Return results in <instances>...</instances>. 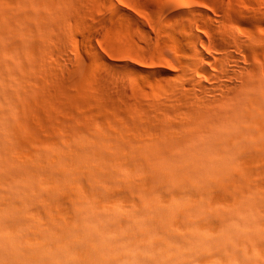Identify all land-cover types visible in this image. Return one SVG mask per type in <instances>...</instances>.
Here are the masks:
<instances>
[{
  "label": "clouds",
  "instance_id": "9594fccd",
  "mask_svg": "<svg viewBox=\"0 0 264 264\" xmlns=\"http://www.w3.org/2000/svg\"><path fill=\"white\" fill-rule=\"evenodd\" d=\"M239 35L237 82L141 106L80 60L50 86L0 32V264H264V59Z\"/></svg>",
  "mask_w": 264,
  "mask_h": 264
},
{
  "label": "bare ground",
  "instance_id": "6f19581e",
  "mask_svg": "<svg viewBox=\"0 0 264 264\" xmlns=\"http://www.w3.org/2000/svg\"><path fill=\"white\" fill-rule=\"evenodd\" d=\"M206 1L208 2V0ZM68 2L69 0H53L50 6L48 0H18L20 5L18 11L0 16V32L4 35L23 33L26 29L27 46L31 47L41 58L47 69L46 80L53 87L59 77L55 68L56 71L66 69L67 62H73V54L76 56L75 52L78 49L75 37L72 42L74 47L67 44L63 37L65 31L72 30L73 25L71 24L74 17L81 21L77 0H74L71 9L61 7ZM29 3H31V7L28 6ZM106 3L111 16L114 15V12L116 14L125 11L120 6L122 4L129 7L134 6L131 4V0H117L116 2L108 0ZM233 11L241 16L242 21L253 22L257 25L258 31L251 29V27L241 26L238 20L230 16ZM125 16L131 20L130 23H127L129 28L140 35L146 47H152L153 41L151 39L154 37L160 40L163 36L162 38L166 41L164 42L168 43L167 47H170L174 54L167 61L175 72H153L154 78L152 76L151 78L155 80H152L151 84L143 85V83L139 84L137 78H134L129 67L125 69L123 67L128 78L122 70V72H119V69H117L119 71L113 70L112 67L115 65L111 66L109 60L107 61L99 53L96 48L97 45L89 44V51L93 57V66L89 71L100 72L99 68L102 66V68H107V72L108 68L110 69L108 74L112 73L107 76L108 74L105 75L100 72L105 76L103 77L105 82L118 81L121 86L124 85V80H128L129 85L138 82L136 87L132 89L133 97L138 98V100L134 99L137 105H150L153 101L168 95L170 90H174L176 86L186 88L189 93L199 94L218 90V84L237 82V67L245 62L244 56L240 52V32L253 35L257 41L256 43L241 41V49L244 55H247L249 59L254 56L264 59V41L260 37L261 31L264 30V0H218V2H209L206 7L202 8L196 6L195 0H174L173 3L167 5L166 11L160 14L156 20L143 15L144 24L133 18L132 15L126 14ZM93 35L91 36L93 37ZM95 37L102 43L100 33L94 35ZM114 40L119 45V39ZM78 53L80 52L78 51ZM118 53L132 56V52L125 48H120ZM177 69H181V71L178 72ZM111 70L112 72H110ZM51 114L54 116L53 113ZM212 210L209 202L208 211L211 212Z\"/></svg>",
  "mask_w": 264,
  "mask_h": 264
},
{
  "label": "rangeland",
  "instance_id": "374dc122",
  "mask_svg": "<svg viewBox=\"0 0 264 264\" xmlns=\"http://www.w3.org/2000/svg\"><path fill=\"white\" fill-rule=\"evenodd\" d=\"M113 1L116 2L117 0H113ZM131 1H132L131 4L134 5L133 7H129L125 4L120 5L125 10L123 11L125 12L124 14L125 15L128 14V16L132 15L133 18H136L137 20H139L141 23L144 24V21L142 18L143 15L148 18L156 20L160 14L166 11L167 5L173 3L174 0H131ZM195 1H196V6L201 7V8L204 6L206 7L209 2H212V3L216 1L218 2V0H213V1L208 0V2L206 0H195ZM106 2H108V0H77V7L80 13L79 18H81L80 19L81 21H79L78 18L74 17V19H72V24H71L73 25L72 29L75 30L74 37L77 40L76 43L78 47L77 52H75L76 56H74L73 54V59H74L73 62L75 60L77 61L80 57L79 60L83 61V65L86 68V70L88 71L91 70L93 66L92 64L93 57H92L91 52L89 51V44H93L94 46L97 45L96 48L99 50V53L102 54V56L105 59H107V61L109 60L108 62L111 64V66L115 65L114 67H112L113 70L115 69L116 71L117 69H119L120 71L119 70L117 71L119 72L123 71V73H125L127 75L126 77L128 78V74L125 72L126 70H123V67L124 69L129 67V70L134 74V78H137V81L139 82V84L143 83L144 85L150 82L152 83L155 80L153 79L154 78L153 72H156V73L159 71L160 72L162 71L175 72L173 70V67L171 68L168 67V65L170 64L168 63L167 59H171V57H173L174 54L170 50V47H167L168 43L167 44L165 43L166 41L164 38H162L163 36L161 35L162 39L160 38L161 41L164 39L162 42L159 39L154 37L153 39H151L153 41V43L151 44L152 47L151 48L146 47L140 35L138 33L136 34V32L134 33V31L129 28L127 23H130L131 21L130 18L128 17L125 18L126 16L123 14V12L122 13L119 12L116 14L114 12V15L111 16V12L107 8L108 4ZM230 16H232L233 19L238 20L239 24H241V26L243 27L245 26L249 28L251 27V29L253 28L254 30H257V31L259 29L257 25H255L253 22L242 21L241 20L242 18H240L241 16L239 14L237 15V13L234 11L230 14ZM105 19L108 23L105 21ZM124 20L126 21V23ZM103 27H104V30H103ZM96 31H98L97 33H100L102 37V43L99 41L98 38L96 37L94 38V35L96 36L97 34ZM93 33L95 34L93 35ZM91 35H93V37ZM158 36L160 37V35ZM114 39H117V40L119 39V42H118L119 45L116 44L117 41L115 42ZM103 42L105 45L103 44ZM120 48H125L128 51H131L132 56L119 54L118 52ZM78 51L80 53H78ZM71 63L67 62V68L71 67L72 65ZM56 70L57 69L55 68V72L59 76L63 75L64 69L58 70V71ZM109 70L110 69L108 68V72H107V68L106 67L102 68V66L99 68V71L102 74L104 73L105 75L109 73ZM110 72H112V70ZM111 74L112 73L108 74L107 76ZM151 76L153 78H151ZM138 82L137 83L135 82V83L138 84ZM134 99L138 100L137 97H134ZM53 114L54 116L56 115V113H53ZM54 116L52 115V117Z\"/></svg>",
  "mask_w": 264,
  "mask_h": 264
},
{
  "label": "snow or ice",
  "instance_id": "6c2138e0",
  "mask_svg": "<svg viewBox=\"0 0 264 264\" xmlns=\"http://www.w3.org/2000/svg\"><path fill=\"white\" fill-rule=\"evenodd\" d=\"M169 68H171V65H168Z\"/></svg>",
  "mask_w": 264,
  "mask_h": 264
}]
</instances>
